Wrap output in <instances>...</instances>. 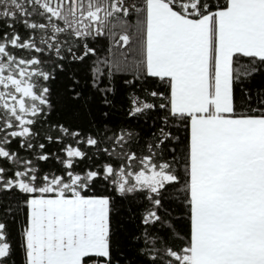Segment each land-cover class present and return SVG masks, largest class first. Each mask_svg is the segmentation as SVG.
I'll return each instance as SVG.
<instances>
[{"label":"snow or ice","instance_id":"1","mask_svg":"<svg viewBox=\"0 0 264 264\" xmlns=\"http://www.w3.org/2000/svg\"><path fill=\"white\" fill-rule=\"evenodd\" d=\"M261 71L264 0H0V264H264Z\"/></svg>","mask_w":264,"mask_h":264},{"label":"trees","instance_id":"2","mask_svg":"<svg viewBox=\"0 0 264 264\" xmlns=\"http://www.w3.org/2000/svg\"><path fill=\"white\" fill-rule=\"evenodd\" d=\"M100 55H106V42H101L96 45ZM95 59V58H94ZM123 81H131V73H117L116 74V82L117 86L120 89L121 95L123 96L126 91H128L123 84ZM245 87L252 88L253 90L264 88V71L254 73L250 80L245 82ZM125 97V106H126ZM63 113L66 118L73 120L76 123L81 124L82 126H86L87 123V114L84 109L80 107L79 102L73 101L71 99H66L64 104L62 105ZM120 113L117 112L114 114V119H119ZM19 259V257H17Z\"/></svg>","mask_w":264,"mask_h":264}]
</instances>
